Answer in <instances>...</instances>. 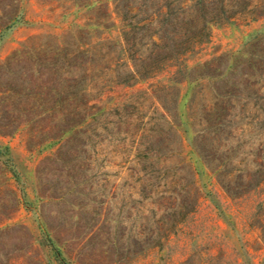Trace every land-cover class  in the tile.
I'll list each match as a JSON object with an SVG mask.
<instances>
[{"label":"rangeland","instance_id":"374dc122","mask_svg":"<svg viewBox=\"0 0 264 264\" xmlns=\"http://www.w3.org/2000/svg\"><path fill=\"white\" fill-rule=\"evenodd\" d=\"M0 264H264V0H0Z\"/></svg>","mask_w":264,"mask_h":264}]
</instances>
